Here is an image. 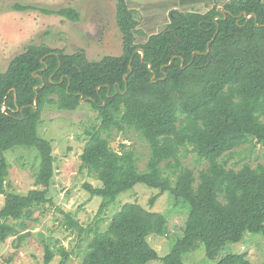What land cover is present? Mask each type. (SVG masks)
<instances>
[{
    "label": "trees",
    "instance_id": "trees-1",
    "mask_svg": "<svg viewBox=\"0 0 264 264\" xmlns=\"http://www.w3.org/2000/svg\"><path fill=\"white\" fill-rule=\"evenodd\" d=\"M178 1L183 8L202 3L209 8L210 0ZM218 9L173 10L163 31L145 36L129 0H117L121 56L91 61L83 50L68 54L31 44L9 62L0 74V194L5 195L0 243L25 231L35 208L50 201L55 156L52 143L38 134L44 110H77L82 96L98 114L99 125L85 133L88 141L80 162L102 184L84 185L92 197L102 198L99 215L138 184L160 190L150 199L151 208L166 192L188 203L182 236L163 258L165 264H184V255L201 243L215 259L227 243L241 242L246 233L264 236V166L246 163L236 170L225 161L226 155L253 141L264 145V28L257 26H264V0L228 1L226 19ZM12 10L80 21L74 8L16 4ZM243 12L255 13L258 22ZM141 35L145 40L139 43ZM139 49L144 62L135 53ZM128 130L149 145L145 170L132 148L120 144L116 151L110 145L112 134ZM19 146L35 147L40 155L36 188L26 195L5 190L10 169L4 154ZM182 149H191L206 166L197 174L185 167ZM100 223L81 264H149L159 255L148 237H170L167 218L139 203L124 204L106 230L100 231ZM66 226L82 232L71 216ZM50 258L49 252L46 264ZM217 264L252 263L243 255L228 254Z\"/></svg>",
    "mask_w": 264,
    "mask_h": 264
},
{
    "label": "rangeland",
    "instance_id": "rangeland-1",
    "mask_svg": "<svg viewBox=\"0 0 264 264\" xmlns=\"http://www.w3.org/2000/svg\"><path fill=\"white\" fill-rule=\"evenodd\" d=\"M231 0H210L209 8ZM16 4L32 5L51 10L74 8L80 13L75 23L58 15H46L38 10L14 11ZM136 12L139 30L145 36L160 33L169 23V14L178 11H208L204 3L196 8H183L178 0H129ZM145 40L141 35L138 42ZM45 44L54 49H63L68 54L83 50L91 61L105 56H121L123 53L122 34L117 25V0H0V74L5 72L9 62L23 53L28 45ZM74 111L58 112L45 109L38 134L50 141L55 156V177L49 187L50 201L35 208L34 220L27 223V229L19 236L0 243V264H81L84 251L94 237L99 220L100 231L106 230L112 218L126 203H139L147 210L163 214L168 220L170 236L150 235L149 245L159 255L158 260L149 264H165L167 256L178 238L189 215L190 206L177 200L171 193L162 194L153 208L149 201L159 195L160 190L138 184L132 190L121 194L115 203L102 215L99 208L101 197H92L85 189L86 183L94 187L102 184L94 174L82 169L80 155L87 143L85 133L99 125L98 114L86 101ZM120 144L132 148L138 157L141 170L146 169L150 150L148 143L133 130L114 133L110 137L111 147L118 151ZM1 155V153H0ZM10 175L6 181V193L26 195L36 188L35 174L39 169L40 155L35 147L19 146L5 152ZM182 162L196 174L206 166L198 160L191 149H182ZM226 167L239 169L248 163L252 167L264 166V145L253 141L225 156ZM5 195L0 194V210ZM71 216L80 227L68 229L67 217ZM63 251L68 255L65 258ZM228 254L243 255L252 264H264L263 234L246 233L239 243H227L215 259L206 254L203 243L197 249L184 255V264H217Z\"/></svg>",
    "mask_w": 264,
    "mask_h": 264
},
{
    "label": "water",
    "instance_id": "water-1",
    "mask_svg": "<svg viewBox=\"0 0 264 264\" xmlns=\"http://www.w3.org/2000/svg\"><path fill=\"white\" fill-rule=\"evenodd\" d=\"M218 11L219 12H222V13H224V16H225V14H226V10L224 9V8H219L218 9ZM241 15H244L248 20H251V19H255V21H256V23L258 22V19H257V16H256V14L255 13H252V14H250V15H248L247 14V12H243V14H241ZM240 15V16H241ZM219 19V17H216V21ZM225 19H226V16H225ZM258 27H263L264 28V26H261V25H257ZM218 32V31H217ZM215 39V38H214ZM214 41V40H213ZM209 52V49H208V51H207V53ZM135 53H140L141 55H142V60H143V62H144V59H145V53H144V51L142 50V49H139V50H137ZM184 63V62H183ZM170 64H172V61L170 62ZM149 69H150V71L151 72H153L152 71V65L150 64L149 65ZM132 71H133V69H132V67H130V74L132 73ZM128 77V75H126L125 76V80H126V78ZM155 80H156V75H154L153 76V82H155ZM40 87H44V83L42 84V86H40ZM37 89V88H36ZM86 100H84V97L82 96L81 97V103H83V102H85ZM37 104H38V97H36V99H35V105H34V107H37ZM6 109H7V107L6 106H4V111H6Z\"/></svg>",
    "mask_w": 264,
    "mask_h": 264
}]
</instances>
